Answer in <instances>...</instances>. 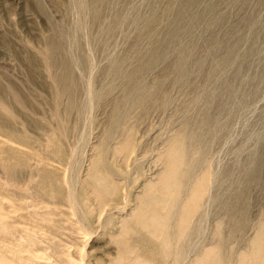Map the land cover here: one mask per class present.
Listing matches in <instances>:
<instances>
[{"label":"rangeland","instance_id":"obj_1","mask_svg":"<svg viewBox=\"0 0 264 264\" xmlns=\"http://www.w3.org/2000/svg\"><path fill=\"white\" fill-rule=\"evenodd\" d=\"M71 256L264 264V0H0V264Z\"/></svg>","mask_w":264,"mask_h":264},{"label":"bare ground","instance_id":"obj_2","mask_svg":"<svg viewBox=\"0 0 264 264\" xmlns=\"http://www.w3.org/2000/svg\"><path fill=\"white\" fill-rule=\"evenodd\" d=\"M177 146H175V148H174V162H173V164H170V169H169V171L171 172V171H173V169L175 168V162H176V160H177ZM197 186H196V188H195V192H194V194H195V200H194V202H197V200H199V198H200V196H201V193L205 190V179H202V180H199L198 182H197V184H196ZM99 192H97L98 194H100V190H98ZM83 247V246H82ZM36 253H37V251H36ZM241 254H242V252H240ZM263 254V253H262ZM80 256H81V254H79ZM78 255V256H79ZM36 256V255H35ZM67 256V255H66ZM79 256V258H81ZM241 256V255H240ZM39 257V256H38ZM73 258H75V257H69V259L68 260H66L67 262H68V264H81L82 263V261L81 260H83V259H80V261L79 262H77L78 260H76V258L75 259H73ZM241 258V257H240ZM261 259V258H260ZM259 261H261V260H259ZM52 262V261H51ZM67 264V263H66ZM83 264V263H82ZM243 264H245V263H243ZM261 264H263L262 262H261Z\"/></svg>","mask_w":264,"mask_h":264}]
</instances>
